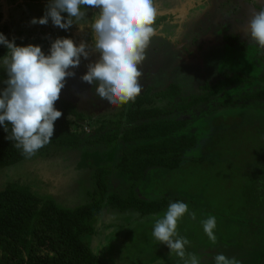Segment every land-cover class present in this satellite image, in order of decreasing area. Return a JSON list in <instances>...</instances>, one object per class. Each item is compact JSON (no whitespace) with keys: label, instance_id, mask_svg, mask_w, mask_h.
<instances>
[{"label":"rangeland","instance_id":"374dc122","mask_svg":"<svg viewBox=\"0 0 264 264\" xmlns=\"http://www.w3.org/2000/svg\"><path fill=\"white\" fill-rule=\"evenodd\" d=\"M49 2L0 0V26L7 28L9 40L15 38L17 46H40L46 55L57 38H71L77 46L81 42L91 45L89 28L81 31L74 24L61 29L51 18L46 25L31 23L33 18L45 15ZM261 6L257 0H156L157 21L162 20L156 22L157 35L141 65L140 95H150L156 107L174 109L172 117L182 118L185 113L175 108L182 100L202 95L200 87L205 83H214L224 74L253 79L237 94L213 98L186 113L193 117V123L184 133L197 137L199 144L187 159L195 156L197 162H187L174 174L151 171L136 189L137 195L148 200L166 194L185 198L189 214L179 221L178 233L190 241L185 246L186 254L195 253L200 264H214L217 254L234 257L240 264H258L264 255V191L256 196L245 188L253 167L264 169V163H260L264 159V104L241 99L242 94L264 88L259 80L264 70V48L252 42L247 31L253 10ZM93 11L97 14L99 9ZM99 55L91 52L88 59L82 56L79 67L70 69L75 76L66 79L61 92V97L73 103L83 117V144L75 151L44 147L43 154L38 151L27 161L0 169V190L15 182L26 184L66 208L92 200L95 170L104 165L113 169L123 149L118 145L106 150L94 143V129L116 121L131 104L110 105L96 94L97 84L81 79L87 65L97 61ZM172 84L180 88L174 102L156 97ZM228 100L233 101L229 107L221 105ZM254 116L261 121H255ZM261 173L263 179L264 171ZM108 184L110 193L129 192L130 181L125 174L113 170ZM165 212L142 218L134 212L119 214L105 207L97 224L98 233L91 241L94 253L105 264H184L152 236L155 219ZM191 212L196 213L195 220ZM208 216L216 217L215 244L201 224Z\"/></svg>","mask_w":264,"mask_h":264},{"label":"trees","instance_id":"16d2710c","mask_svg":"<svg viewBox=\"0 0 264 264\" xmlns=\"http://www.w3.org/2000/svg\"><path fill=\"white\" fill-rule=\"evenodd\" d=\"M85 10L90 20L95 15L93 8ZM62 15L67 20V13ZM0 33L9 40L6 27L0 26ZM7 52L6 46L0 44V58ZM7 79V72L1 68L0 92L7 87ZM252 80L240 74H224L214 83H205L200 87L202 95L182 100L175 108L185 113L182 118L172 117L174 109L158 108L152 103L150 95L143 94L116 121L95 128L94 143L106 150L118 145L123 149L121 160L113 169L111 165H104L95 170V191L88 203L66 208L51 198L35 193L29 185L16 182L0 190V264H105L91 246V241L98 233L97 224L103 209L108 207L119 214L134 212L143 218L161 215L171 202H184L185 198L181 194H166L148 200L137 195L136 189L151 171H169L174 174L184 169L187 162H197L195 156L187 159L188 154L196 151L199 144L197 137L184 133L193 123V117H188L186 113L213 98H220L230 92L237 94L241 86ZM259 80L264 86V70ZM179 94L180 88L172 84L167 90L156 94V97L168 99L171 104ZM241 99L264 104V88L242 94ZM232 102L228 100L221 105L229 107ZM55 107L62 112V116L55 122L54 136L45 147L73 151L79 149L84 142V132L80 131L82 115L73 103L61 96ZM254 118L255 121L260 120ZM8 128L9 132H6L4 125H0V169L16 166L31 158L15 148L14 141L7 139L11 134L10 124ZM40 153L43 154L42 149ZM260 161L264 163V159ZM200 162H204V158H200ZM113 170L129 177V192L126 195L109 192L108 179ZM263 171L259 165L253 167L251 177L245 184V188L256 196L264 191ZM248 204L251 205V202ZM256 214L260 215V212ZM258 264H264V255Z\"/></svg>","mask_w":264,"mask_h":264},{"label":"clouds","instance_id":"9594fccd","mask_svg":"<svg viewBox=\"0 0 264 264\" xmlns=\"http://www.w3.org/2000/svg\"><path fill=\"white\" fill-rule=\"evenodd\" d=\"M254 9L248 21L247 31L252 42L264 48V3ZM86 8L99 9L90 20ZM67 13V20L62 15ZM52 23L61 29L74 24L80 30H91L92 44L81 42L78 46L71 38H57L45 54L40 46H17L15 38L8 40L0 33V44L8 49L0 61L7 72L6 88L0 92V125L11 134L7 139L14 147L32 157L51 142L55 122L62 112L55 107L60 99L66 79L75 76L70 71L79 67L81 57L88 59L91 52L99 53V59L87 65L88 71L81 79L97 84L96 94L113 106L134 103L142 92L141 65L152 39L157 35L158 10L156 0H50L45 15L33 18L32 24ZM189 214V207L182 201L171 202L166 212L155 219L152 236L170 249L184 264H200L195 253L186 254L187 238L178 233L179 221ZM193 220L196 213H190ZM209 240L215 244L217 227L215 216L201 221ZM214 264H240L224 254L214 257Z\"/></svg>","mask_w":264,"mask_h":264},{"label":"flooded vegetation","instance_id":"af4514ba","mask_svg":"<svg viewBox=\"0 0 264 264\" xmlns=\"http://www.w3.org/2000/svg\"><path fill=\"white\" fill-rule=\"evenodd\" d=\"M159 20H162V19H159ZM159 20L157 21L159 23Z\"/></svg>","mask_w":264,"mask_h":264}]
</instances>
